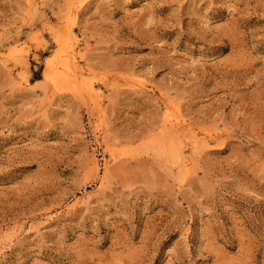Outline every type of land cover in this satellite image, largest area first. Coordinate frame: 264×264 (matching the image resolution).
Instances as JSON below:
<instances>
[{"label": "rangeland", "instance_id": "1", "mask_svg": "<svg viewBox=\"0 0 264 264\" xmlns=\"http://www.w3.org/2000/svg\"><path fill=\"white\" fill-rule=\"evenodd\" d=\"M0 264H264V0H0Z\"/></svg>", "mask_w": 264, "mask_h": 264}, {"label": "bare ground", "instance_id": "2", "mask_svg": "<svg viewBox=\"0 0 264 264\" xmlns=\"http://www.w3.org/2000/svg\"><path fill=\"white\" fill-rule=\"evenodd\" d=\"M69 53H71V52L69 51ZM65 56H66V55H65ZM69 57H70V56H69ZM71 59H72V57H71ZM58 60H59V58H55L54 60L51 61V64H52V65L50 66V67H51V68H50L51 70H49V72H46V73H45V76H44L46 80H49V79H56V80H57V79H59V78H62L65 74L68 75V74L66 73V71L63 70V68L61 69L62 71H60V72H59V71H58V72L56 71V72L54 73L53 68H54V66L56 65V63L58 62ZM74 61H75V60H74ZM74 61H72V62H74ZM73 65H75V64L73 63ZM77 66H78V65H77ZM55 67H56V66H55ZM81 70H82V69H81ZM71 72H72V71H71ZM80 72H81V71H80ZM76 74H77V73H76ZM83 74H84V73H83ZM66 75H65V76H66ZM66 77H67V76H66ZM66 77H65V79H66ZM71 77H72V76H71ZM71 77H70V78H71ZM82 77H83V76H82ZM67 78H68V77H67ZM63 79H64V78H62V80H63ZM62 80H61V82H63ZM66 80H67V79H66ZM66 80H65V81H66ZM81 81H82V80H81ZM54 82H55V81H54ZM83 82H84V81H83ZM85 82H86V81H85ZM139 82H140V81H139ZM57 85H58V84H57ZM84 86H85V85H84ZM87 86H89V85H87ZM83 89H84V88H83ZM88 92H89V91H88ZM174 114H175V113H174ZM174 114H173V115H174ZM171 115H172V114H171ZM171 115H170V116H171ZM172 118H173V117H172ZM173 119H174V118H173ZM180 119H181V118H180ZM171 120H172V119H171ZM171 125H172V124H171ZM176 129H177V128H176ZM178 153H179V152H178Z\"/></svg>", "mask_w": 264, "mask_h": 264}]
</instances>
